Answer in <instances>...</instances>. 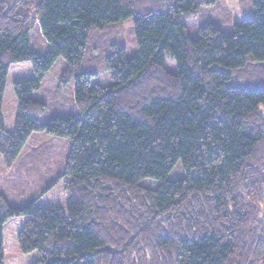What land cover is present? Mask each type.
Wrapping results in <instances>:
<instances>
[{
  "label": "trees",
  "instance_id": "16d2710c",
  "mask_svg": "<svg viewBox=\"0 0 264 264\" xmlns=\"http://www.w3.org/2000/svg\"><path fill=\"white\" fill-rule=\"evenodd\" d=\"M218 1L0 0V156L13 165L34 132L71 142L61 174L25 205L0 193V264L34 252L32 264H264V84L240 81L252 66L263 75L264 0L230 33L210 21L191 37L186 21ZM126 19L137 54L116 40L89 59L94 33ZM59 58L75 112L42 122L33 93ZM21 61L35 75L13 83L6 131L5 80ZM179 162L183 176L168 179Z\"/></svg>",
  "mask_w": 264,
  "mask_h": 264
},
{
  "label": "rangeland",
  "instance_id": "374dc122",
  "mask_svg": "<svg viewBox=\"0 0 264 264\" xmlns=\"http://www.w3.org/2000/svg\"><path fill=\"white\" fill-rule=\"evenodd\" d=\"M254 9L251 0H219L210 7H204L199 14L186 21L187 31L191 37L198 34L197 27L206 22H214L219 25L224 33H230L232 25L239 23L243 17L252 16ZM42 34L39 27L30 31V45L40 49ZM100 41V46H93L89 50V59L100 55V48L108 42L118 40L126 49L127 57H134L137 54L135 45L132 19L122 20L119 23L104 26L93 35V39ZM97 44V43H96ZM64 60L59 58L42 79L40 90L33 93L34 97L45 102L47 110L41 116L42 122H47L53 115L67 112L74 108L73 88L70 85H59V77L64 67ZM167 69L175 71V62L169 57L166 58ZM261 67H250L246 75L241 77L243 85L259 87L264 84ZM101 72H99L100 74ZM98 74V75H99ZM35 73L29 61L11 63L8 68L2 94L1 114L3 128L6 131H13L18 104L14 93L13 83L34 77ZM104 78L103 73L100 74ZM70 139L47 134L44 132H34L26 141L23 149L10 167H7L0 156V193L11 206L21 207L35 197L39 191L49 182L54 180L63 171V166L67 158L70 147ZM183 176L180 162L177 163L167 176L168 179H177ZM143 185L155 187L158 180L144 178L140 180ZM18 232L16 223L9 220L3 229L4 253H8L10 246ZM37 258V254L30 253L21 257L6 259L5 264H32Z\"/></svg>",
  "mask_w": 264,
  "mask_h": 264
}]
</instances>
